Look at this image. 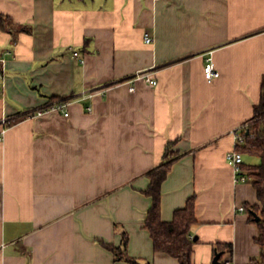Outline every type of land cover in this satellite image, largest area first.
I'll list each match as a JSON object with an SVG mask.
<instances>
[{
    "label": "crops",
    "instance_id": "1",
    "mask_svg": "<svg viewBox=\"0 0 264 264\" xmlns=\"http://www.w3.org/2000/svg\"><path fill=\"white\" fill-rule=\"evenodd\" d=\"M0 13L32 27L0 31V264H132L100 241L119 246L124 231L130 256L180 264L155 251L142 192L175 140L185 154L163 183L162 218L196 194L193 262L260 256L240 209L257 191L226 154L261 99L264 0H0ZM145 70L157 84L134 78ZM51 97L70 100V115L24 116Z\"/></svg>",
    "mask_w": 264,
    "mask_h": 264
},
{
    "label": "trees",
    "instance_id": "2",
    "mask_svg": "<svg viewBox=\"0 0 264 264\" xmlns=\"http://www.w3.org/2000/svg\"><path fill=\"white\" fill-rule=\"evenodd\" d=\"M0 31L17 34L22 31L32 32V27L29 24L16 23L11 16L0 13ZM53 99L57 98L51 97L50 100ZM245 124L247 125L245 131L246 143L239 146L238 149L244 154L251 153L261 158L260 164L253 165L244 162L243 165L258 196V203L251 204L245 209L250 214V220L258 224L256 241L261 247V253L258 258L253 260L255 264H264V78L260 102L255 104L254 115ZM176 142L177 140L169 141L160 163L146 172L150 182L142 192L151 198L152 204L146 213L144 227L151 234L156 252L170 254L176 257L180 264H195L192 255L197 239L192 236V233L193 227L198 223L196 194L188 198L184 207L175 210L172 220L166 221L162 218L163 183L176 161L185 154V152L174 149ZM255 214H258L260 219H257ZM100 241L114 252L116 259H123L132 264H151L128 254L129 235L127 231H124L123 241L119 246L106 243L103 240ZM223 247H227L230 253L233 251L232 244H225ZM221 253L220 260H223L225 252Z\"/></svg>",
    "mask_w": 264,
    "mask_h": 264
},
{
    "label": "built area",
    "instance_id": "3",
    "mask_svg": "<svg viewBox=\"0 0 264 264\" xmlns=\"http://www.w3.org/2000/svg\"><path fill=\"white\" fill-rule=\"evenodd\" d=\"M145 40L147 43H151L154 40V37L149 33L145 32ZM76 55H79L78 51H75ZM1 66H0V76L5 80V68H6V60L5 58H0ZM84 61V58H82ZM221 74L220 70L217 68L213 57L212 51L207 52L206 60L204 63V75L206 79L212 81L219 77ZM145 78L147 81L157 84L158 80L152 76V73L148 70L138 72L134 78ZM4 85H0V93L3 91ZM131 89L134 90L135 86H131ZM89 95H93V92L89 93ZM70 100L67 99H53L48 100L42 107L29 110L24 114L26 117H39L43 116L44 114L50 111H59L62 112L65 116L70 115L69 111ZM91 109V107H88ZM247 129V125L245 123L241 124L240 126L234 128L232 130V135L234 137V147L230 149L226 154V159L234 168L235 171V180L237 182H249L251 178L247 175L246 171L244 170V153L238 149L239 146L246 143V135L245 131ZM263 138H264V131H263ZM241 211L245 210L244 206L240 207ZM231 258H224L221 260V264H231ZM248 264H255L254 260H251Z\"/></svg>",
    "mask_w": 264,
    "mask_h": 264
},
{
    "label": "water",
    "instance_id": "4",
    "mask_svg": "<svg viewBox=\"0 0 264 264\" xmlns=\"http://www.w3.org/2000/svg\"><path fill=\"white\" fill-rule=\"evenodd\" d=\"M256 215V218L257 219H260V216L258 214H255ZM198 237H195V239H197ZM221 252H216V255L214 257V260H213V264H221Z\"/></svg>",
    "mask_w": 264,
    "mask_h": 264
}]
</instances>
